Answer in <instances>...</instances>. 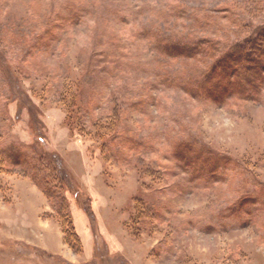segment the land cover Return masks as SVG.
I'll list each match as a JSON object with an SVG mask.
<instances>
[{"label": "rangeland", "instance_id": "rangeland-1", "mask_svg": "<svg viewBox=\"0 0 264 264\" xmlns=\"http://www.w3.org/2000/svg\"><path fill=\"white\" fill-rule=\"evenodd\" d=\"M262 27L264 0H0V264H264V81L184 87Z\"/></svg>", "mask_w": 264, "mask_h": 264}, {"label": "trees", "instance_id": "trees-1", "mask_svg": "<svg viewBox=\"0 0 264 264\" xmlns=\"http://www.w3.org/2000/svg\"><path fill=\"white\" fill-rule=\"evenodd\" d=\"M262 34L264 35V27L259 30L256 39L247 41L246 45L237 46L227 52L222 58L216 59L211 64L203 82H187L184 83V87L192 91V93L194 92L193 94L199 92L204 98L215 102L223 100L221 96L223 94L219 91H225V89L230 87H233L238 94L244 97L247 96L246 98L251 96L249 91H253L256 84H261L264 81V76L260 77L262 79L260 82L256 79V69L264 68V37ZM174 48L178 53L179 47L176 45ZM184 48L185 54L189 53L190 57L196 55V53H193L195 50L193 46L186 45ZM120 79V77L117 78V80ZM178 148L181 150V148L186 147L181 144ZM190 148L192 146L188 147V150Z\"/></svg>", "mask_w": 264, "mask_h": 264}]
</instances>
